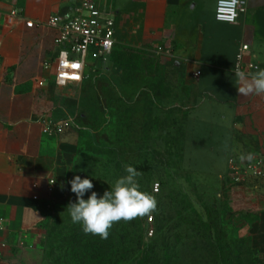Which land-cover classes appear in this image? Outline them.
I'll return each instance as SVG.
<instances>
[{
  "label": "crops",
  "instance_id": "1",
  "mask_svg": "<svg viewBox=\"0 0 264 264\" xmlns=\"http://www.w3.org/2000/svg\"><path fill=\"white\" fill-rule=\"evenodd\" d=\"M241 2L236 23L228 24L216 18L217 0H109L118 43L182 65L184 85L196 96L183 164L210 178L228 176L231 160L247 163L241 154L264 160V96L239 94L234 73L264 68V0ZM80 4L0 0V264H43L45 208L76 176L82 140L93 130L91 87L85 80L54 84L59 31L47 25ZM106 60L92 71L103 72ZM252 245L264 260V213Z\"/></svg>",
  "mask_w": 264,
  "mask_h": 264
},
{
  "label": "rangeland",
  "instance_id": "2",
  "mask_svg": "<svg viewBox=\"0 0 264 264\" xmlns=\"http://www.w3.org/2000/svg\"><path fill=\"white\" fill-rule=\"evenodd\" d=\"M94 63L85 71L94 126L82 140L76 175L102 196L131 165L157 208L115 223L107 239L85 234L67 210L77 199L69 180L45 208L43 264H264L252 245L264 179L239 182L233 171L210 178L184 168L185 124L196 96L184 85L182 65L129 43H118L103 72H93Z\"/></svg>",
  "mask_w": 264,
  "mask_h": 264
},
{
  "label": "built area",
  "instance_id": "3",
  "mask_svg": "<svg viewBox=\"0 0 264 264\" xmlns=\"http://www.w3.org/2000/svg\"><path fill=\"white\" fill-rule=\"evenodd\" d=\"M242 2L233 5L232 0H217L216 18L220 22L234 24L238 19ZM33 27V23H26ZM56 28L59 35L55 40L58 47L54 84L67 87L82 83L88 61L103 62L109 58L118 44L116 33L117 17L109 0H81L80 6L71 17H53L47 24ZM3 29L0 20V35ZM248 47L244 46L243 50ZM237 181L264 179V160L255 158L253 162L242 165L236 160L230 162ZM57 180H49V191L53 192ZM38 198L35 197V200ZM152 220V219H151ZM150 236L153 231H150Z\"/></svg>",
  "mask_w": 264,
  "mask_h": 264
},
{
  "label": "clouds",
  "instance_id": "4",
  "mask_svg": "<svg viewBox=\"0 0 264 264\" xmlns=\"http://www.w3.org/2000/svg\"><path fill=\"white\" fill-rule=\"evenodd\" d=\"M238 0H232L235 5ZM235 77L238 81V93L244 97L250 95L264 96V68L254 73H245L237 68ZM255 156L249 152L241 154V162L251 163ZM126 175L117 178L110 190H106L102 196H98L92 181L81 178L79 175L69 181L71 192L77 197L76 202H70L67 206L68 213L74 224H80L85 234L98 235L107 239L110 229L118 222H131L133 219L150 215L157 208L155 196L141 191L138 177L143 174L131 165L125 166ZM91 195L84 199L86 192Z\"/></svg>",
  "mask_w": 264,
  "mask_h": 264
},
{
  "label": "trees",
  "instance_id": "5",
  "mask_svg": "<svg viewBox=\"0 0 264 264\" xmlns=\"http://www.w3.org/2000/svg\"><path fill=\"white\" fill-rule=\"evenodd\" d=\"M84 144L86 145V146H88V141L86 140L85 142H84ZM81 149V148H80Z\"/></svg>",
  "mask_w": 264,
  "mask_h": 264
}]
</instances>
